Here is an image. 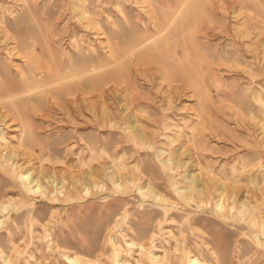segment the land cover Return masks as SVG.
<instances>
[{
	"label": "rangeland",
	"instance_id": "rangeland-1",
	"mask_svg": "<svg viewBox=\"0 0 264 264\" xmlns=\"http://www.w3.org/2000/svg\"><path fill=\"white\" fill-rule=\"evenodd\" d=\"M74 1L0 0L2 86L25 87L15 66H24L32 78L31 63L23 60L33 53L48 75L53 67L45 66L66 67L67 50L75 64L89 57V47L98 50L95 61L103 60L104 35L97 21L130 47L135 37L155 33L149 5L162 15L182 4L184 10L177 27L143 47L136 60L114 64L101 77V70L95 72L87 101L81 95L74 101L68 88L54 98L45 88L21 95L34 99L11 113L6 130L14 142L23 138V145L0 148V264L7 256L11 264H71L67 254H78L87 264H111L114 249L128 253L129 264L137 259L159 264L154 254H169L175 264L181 257L183 264H264L256 227L220 217L211 204L198 208L173 188L190 173H209L219 181L240 178L238 196L249 190L262 200L248 177L262 180L264 174V0H145L148 6L142 0H77L86 10L84 19L73 10ZM198 1L204 9H196ZM199 20H204L199 31L190 34L188 27ZM76 41L83 44L80 49ZM158 59L162 66L145 64ZM13 150L14 161L40 175L47 185L44 193H28L20 185L16 174L22 167L12 173L1 158ZM171 153L179 160L177 168L161 162ZM91 157L104 190L93 189L74 201L57 199L54 187L61 186V177L83 178L82 172L91 170L83 163ZM107 167L135 183L119 191L104 174L112 169ZM147 181L169 200L144 197L138 186ZM72 184L69 178L66 185Z\"/></svg>",
	"mask_w": 264,
	"mask_h": 264
},
{
	"label": "bare ground",
	"instance_id": "bare-ground-1",
	"mask_svg": "<svg viewBox=\"0 0 264 264\" xmlns=\"http://www.w3.org/2000/svg\"><path fill=\"white\" fill-rule=\"evenodd\" d=\"M80 1L84 2V0H80ZM142 3L146 5L145 0H142ZM183 5L184 4L178 5L176 7V9L168 15H162V13H159L151 5H149V6L146 5L149 7V20L151 19L150 23H152L151 24L152 29L155 30V33L151 34L149 36L135 37L133 39L132 45L130 47H127L126 44L123 45L122 39L119 42H117L116 39L114 38V36L112 35V32H110L109 29L102 27L99 24V22L97 21L98 29L102 30V33L104 35L103 36L104 37L103 38L104 39V41H103V43H104L103 53L105 56H103V58H104L103 60L99 59V60L95 61L96 59H98V57L96 58L98 50L95 47H89V49H88L89 50L88 51L89 57L87 59H84L82 62L75 64L73 61L72 51L67 50L65 52L66 57H67L66 67L61 70L60 65L57 63H54V64L52 63V65L50 64L49 66H45L46 69H50L51 66L53 67L51 69V72H53V74L50 73L51 75H48V71L43 70V68H42V70L40 69V65H41L42 61L38 56H36L35 53H33L32 54L33 56L31 55V57H28L27 60H23L24 64H26L28 61L31 63L30 67L33 68V71H34V75L32 78H28L24 66L16 64V66H15L16 71L20 75L19 78H21L19 80H22V83L25 84V87L24 88L14 87L13 89H8L7 87H4L0 84V125H1L0 126V148H2L6 144L12 145L13 148L21 147L23 145V140H22L23 138H20L18 141L14 142L8 138L7 130H6V128L8 126V118L10 120L13 119L12 117H10L11 113L17 112L19 110L20 105L28 103V99H31V100L34 99L32 96L30 97V95L27 99L21 98L22 94H26V93L29 94L34 89L45 88L44 91L47 93L48 97L54 98L55 97L54 94L56 95V93L59 89L68 88L71 91L70 95H72V97H73L72 99L74 101L77 100L79 95L82 96L84 101H87L89 99V97H88V93H89L88 85H89V83H92L96 78V77H94V73L97 71L99 72V70H101L102 73H97L98 76L101 77L104 73L107 72L108 68L114 64L120 65L126 61L130 62L132 60H136L138 58V56L140 55V53H141L140 51L142 50L143 47L148 46L151 42H154L161 35L166 36V33H168L171 29L177 27L176 23L180 21V18H182L180 12H182L184 10ZM196 9H198V10L204 9L203 3L198 1L196 3ZM73 10H75V11L78 10L77 14H78L79 18H81V19L86 18V16H85L86 10L83 7L79 6L77 0L73 2ZM119 10H120L119 12L124 15L123 10L121 8ZM201 16L203 17V15L196 16V17H201ZM159 17L162 19H160ZM124 19L126 20L125 16H124ZM203 22H204V20H199V22H197L198 24H196L195 26H189L188 27L189 33L191 34L193 31H199V28L203 24ZM115 24L116 23H113V26H116ZM150 28H151V26H147V30H150ZM206 31H207V29L204 30V33ZM82 45L83 44H81V42H79V41H76L74 44L76 49H80ZM10 52H11L10 55L13 56L12 50ZM18 53L20 54L19 51H18ZM11 58L12 57H10L9 59H11ZM10 61H12V60H10ZM145 64H147V65H156L157 64V65L162 66V61H161V59H158V60H153V61L147 62ZM157 69H159V68H157ZM37 70H40L39 75H37ZM64 81H66V83H64ZM33 82H35L36 85L33 86L32 85ZM66 85H67V87H64ZM20 119L22 120L23 117H20ZM129 127L132 131L135 132L136 135L140 136V131H139L137 125L134 124V122L130 121ZM22 132H24V131L22 130ZM15 153H16V151L13 150L12 153L4 154L1 157L3 159V161L5 162V164L8 165L9 169H11L10 171L12 173H13V171H16L19 167H22L20 164H18L17 161H14ZM93 160H94V158L91 157L88 160L84 161L83 164L86 165L87 167H89L91 170L90 171H83L82 172L83 178L77 176L76 174H74L72 177H67L65 175L62 176L61 177V182H62L61 186L60 187H56V186L54 187V196L57 199H59L60 195H61L65 201H71L73 199L82 198L85 195L92 194L93 189L99 190V192L103 191L106 184L104 183V181H101V182L99 181L100 176H98L96 174V172L94 171L95 169H94V166L92 164ZM115 162H114V164H115ZM117 162H118V159H117ZM161 162L165 167L177 168L180 166L179 160L177 158H175L172 153L169 155V157L162 159ZM249 164H247V165H249ZM116 165H118V164H116ZM110 168H112L111 171L105 172L104 174L108 173L114 188L119 189V191H120L121 188H123L126 183H133V184L135 183L134 178L123 176L122 174H120V172L118 170L114 169L113 167H107V169H110ZM261 169H263V168H261ZM261 175H262V173H261ZM46 176H48V175H46ZM16 177L19 180L20 185L28 193H35V194L44 193L45 190L47 189V185L43 184L40 175H33L32 171L30 169H25L22 167L20 170H18ZM69 178H70V180H72V183H73L71 186L66 185ZM224 178H226V180L233 178L234 183L232 185H229L226 180L223 179L224 181H221V180L219 181L216 176H212L209 173H206V174L202 173L201 176H196L194 173H190L187 176H183L181 181L179 180L177 183H175L173 185L174 186L173 188H174L175 192L179 196H181L184 200H186L187 202L196 203L198 208L200 207L203 209V208L207 207L209 204H211L214 212L220 213L219 214L220 217H223L226 220L227 219L228 220L238 219L239 222H243L247 226L256 227L257 229L255 230V232H253L254 229L251 231L254 233L255 240L257 241L256 245L259 244V245H263V247H264V208H262V204H264V190L262 191V188H260V186H264V174H263L262 180L253 179L251 177H248L249 183L254 185L257 190L261 191V197H262L261 201H260V198L257 196H255V197L250 196L249 190L247 191V194L244 197L238 196V186L235 183L237 181H239L240 178L236 179L234 177L231 178L230 176L229 177L225 176ZM51 179L54 182H56V180H57L56 177H52ZM77 183H79L80 185H78ZM139 183H140V181H139ZM181 183L183 185L180 186L179 184H181ZM112 190H113V188H112ZM123 191H125V190H123ZM138 191H140L144 197H151L154 200L159 199V200L165 201V202H167L169 200L166 196H162L161 193L155 191L151 181H147V183L145 185H139ZM79 193H80V195L78 197ZM109 194H111V193H109ZM8 196H10V195H8ZM135 196H136V194H135ZM128 199H130V198H128ZM230 199H232V200L230 201ZM133 207H135V206H133ZM192 210H194V209H192ZM183 211H185V210H183ZM119 214H120V212H119ZM187 215H189V214H187ZM191 217L193 218V216H191ZM155 221H157V220H155ZM188 221H191V220L189 219ZM113 223H114V221H113ZM230 223H231V221H230ZM245 224H243V225H245ZM231 225H232V223H231ZM242 227L243 226H241V228ZM173 230H174V228H173ZM238 230H240V229L238 228ZM247 230H248V228H247ZM104 231H105V229H104ZM106 231H107V229H106ZM187 231H189V230H187ZM119 233H120V231H119ZM241 233H243V232H241ZM246 234H247V232H246ZM135 235L136 234L134 233V236ZM243 237H244V235H243ZM185 242H186V240H185ZM114 244L115 243H113V245ZM180 245H181V242H180ZM138 246L140 249L139 256L142 257L144 255V251H143L144 246H143V244H139ZM131 247H133V246H131ZM175 249L177 250V246H175ZM263 252H264V250H263ZM257 257H259V256H257ZM65 258L71 264H87V261H85L84 258L79 256L78 254H74V255L67 254L65 256ZM37 259L39 262V258H37ZM152 259H154L159 264H175V262H173V259L169 254H165L163 256H159V255L154 254ZM189 260L190 261H196L197 263H200V261L196 258H189ZM11 261H12L11 257H8V256L4 257L5 264H11ZM26 261H27V259H26ZM217 261H218V258H217ZM250 261H251V259H250ZM129 263H130V261L128 259V253H126L125 251L119 252L116 249L113 250L111 264H129ZM136 263L140 264L141 259H137ZM179 263L183 264V258L182 257L179 258Z\"/></svg>",
	"mask_w": 264,
	"mask_h": 264
}]
</instances>
